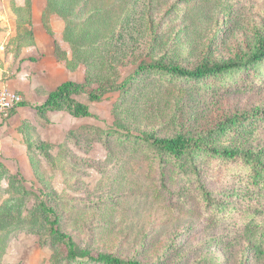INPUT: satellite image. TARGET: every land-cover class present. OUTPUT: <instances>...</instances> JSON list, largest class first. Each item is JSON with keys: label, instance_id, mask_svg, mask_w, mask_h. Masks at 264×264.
<instances>
[{"label": "rangeland", "instance_id": "obj_1", "mask_svg": "<svg viewBox=\"0 0 264 264\" xmlns=\"http://www.w3.org/2000/svg\"><path fill=\"white\" fill-rule=\"evenodd\" d=\"M21 2L0 0V69L9 81L0 88L21 102L17 83L25 91L31 79L34 89L18 113L0 115V264H103L69 260L41 203L92 256L264 264V183L239 157L264 153V118L231 126L264 109V60L200 80L136 72L155 62L244 61L264 40V0H32L29 16ZM67 79L81 86L73 98L90 116L36 114ZM103 89L100 100L87 98ZM208 133L206 147L238 156L191 148L173 157L139 138Z\"/></svg>", "mask_w": 264, "mask_h": 264}, {"label": "trees", "instance_id": "obj_2", "mask_svg": "<svg viewBox=\"0 0 264 264\" xmlns=\"http://www.w3.org/2000/svg\"><path fill=\"white\" fill-rule=\"evenodd\" d=\"M29 3V0H26ZM28 9V8H27ZM264 60V40H260L255 49L251 52V54L242 62L237 61H224L221 63H201L194 68L186 69L174 64H163L161 62H155L146 65H140L138 67L137 73L141 71H150L153 73H168L174 76L187 77L189 79L200 80L207 76H219L226 72H230L233 70L244 69L248 70L250 67H254L257 63L262 62ZM124 83L120 84L118 88H123ZM108 89L101 90L98 94L93 92H89L87 94V98L90 101H98L101 98L102 93L106 92ZM84 93L81 86L72 80H64L60 82L53 90L49 91L46 97L40 103L34 105V109L36 114L39 116L45 115L47 112L58 111V110H66L72 117L80 118V117H88L90 116L89 108L86 104L79 102L73 98V95ZM27 102H18L17 105L10 108L4 117H8L17 106H27ZM248 118L252 119H262L264 118V109L258 111H252L250 113L243 114L236 119V121L231 124V126H235L241 120ZM229 122H233V120L225 121L222 123L218 130L225 129L226 125ZM211 133L207 135L199 136L196 138H187L182 135H176L173 137L167 138H156L152 135H142L139 138L145 142H148L152 146L158 148L162 152L173 156L179 157L182 154L187 153L191 148L208 150L213 153H221L228 158H234L238 156V153L235 151H219L216 148H208L206 147V138ZM246 152L241 154L239 157L241 158L243 164L249 166L251 171H253L251 175V179L255 184H263L264 183V161L262 157H264V153L262 155L259 152ZM42 210L48 215V234L54 239L61 241L64 244L66 250V256L69 260H88L91 262H100L103 264H141L134 260H122L120 258L111 256L109 254H99L96 256H92L88 251L78 249L72 240V238L64 234L58 229L57 226V216L54 213L53 209L41 203Z\"/></svg>", "mask_w": 264, "mask_h": 264}, {"label": "crops", "instance_id": "obj_3", "mask_svg": "<svg viewBox=\"0 0 264 264\" xmlns=\"http://www.w3.org/2000/svg\"><path fill=\"white\" fill-rule=\"evenodd\" d=\"M30 5V7L28 6V9H27V6L26 5ZM32 5H33V2H32V0H29V3H27L26 2V0H22V2H21V4L20 5H16V8L17 9H19V10H25L26 9V11H28V16H29V12H30V10H31V12H32ZM15 10V9H14ZM27 25V24H26ZM28 29H31V31H33V29H34V25L32 24V28L31 27H29L28 26ZM32 38H33V41H34V35H32ZM22 48V47H21ZM24 52V51H23ZM12 54H11V58H15V56L19 53V50L17 51V52H15V51H13V52H11ZM34 55L33 54H29L28 56H24V55H21L20 57L22 58V57H25V58H27V59H29V58H32ZM19 57V58H20ZM34 58V57H33ZM20 72H22L21 70L17 73V78H20L19 76H20ZM23 75H21V77H22ZM3 79H5V77L3 76V73H2V70L0 69V87H1V85L3 84H8V82L9 81H3ZM16 80V79H15ZM26 80H27V87L28 88H30L31 90H33V91H31V90H29L28 88H27V90H25L24 91V89H22V87L24 86V84L23 83H21V82H18L17 83V85H16V87L15 88H18V90H20L21 92H23V95H24V100L26 101V102H29V103H31L30 101H29V99L28 98H30V96L32 95L33 96V94L32 93H34V89H33V87L32 86H30L32 83H33V80H31V79H27L26 78ZM47 93L48 92H46L45 93V95L44 96H46L47 95ZM44 99V98H43ZM42 99V100H43ZM42 100H40V102L42 101ZM21 107H18L17 108V110H16V113H18L19 112V109H20Z\"/></svg>", "mask_w": 264, "mask_h": 264}, {"label": "built area", "instance_id": "obj_4", "mask_svg": "<svg viewBox=\"0 0 264 264\" xmlns=\"http://www.w3.org/2000/svg\"><path fill=\"white\" fill-rule=\"evenodd\" d=\"M20 97L14 93L0 88V115H5L6 112L18 104Z\"/></svg>", "mask_w": 264, "mask_h": 264}]
</instances>
